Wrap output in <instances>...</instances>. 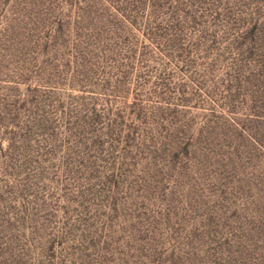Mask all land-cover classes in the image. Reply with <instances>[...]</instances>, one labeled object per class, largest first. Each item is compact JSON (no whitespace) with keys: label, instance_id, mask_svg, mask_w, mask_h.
<instances>
[{"label":"rangeland","instance_id":"obj_1","mask_svg":"<svg viewBox=\"0 0 264 264\" xmlns=\"http://www.w3.org/2000/svg\"><path fill=\"white\" fill-rule=\"evenodd\" d=\"M0 264H264V0H0Z\"/></svg>","mask_w":264,"mask_h":264}]
</instances>
